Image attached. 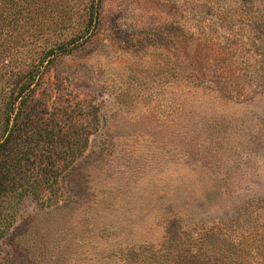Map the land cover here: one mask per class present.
Listing matches in <instances>:
<instances>
[{"label": "rangeland", "instance_id": "1", "mask_svg": "<svg viewBox=\"0 0 264 264\" xmlns=\"http://www.w3.org/2000/svg\"><path fill=\"white\" fill-rule=\"evenodd\" d=\"M4 1L35 37L19 61L74 48L19 120L27 175L49 182L0 203V264H126L179 241L264 264V0Z\"/></svg>", "mask_w": 264, "mask_h": 264}, {"label": "trees", "instance_id": "2", "mask_svg": "<svg viewBox=\"0 0 264 264\" xmlns=\"http://www.w3.org/2000/svg\"><path fill=\"white\" fill-rule=\"evenodd\" d=\"M99 1V0H98ZM9 7L3 0L0 8V60L2 66L0 68L7 69V81L0 84V116L2 134L0 137V203L7 199L13 200L18 204L24 197L26 192L38 193L40 185L46 181L48 177L40 178V176L32 177L27 175L26 169L33 172L35 164L31 161L29 152L18 153L19 147L25 143L23 137V123L19 121L23 112L26 110L27 102L32 97L36 82L39 78V68L47 62H51L59 55L68 54L74 48L73 39L63 44H50L46 49L43 44L41 53L33 58L27 56L22 62L19 61V55H22L27 38L15 33V27L18 12L13 16L8 14ZM6 10V15H4ZM90 18L88 24L91 25L95 13L90 10ZM15 26V27H14ZM12 30L9 31L7 28ZM4 33V34H3ZM3 34V35H2ZM2 37V38H1ZM48 42V39L46 40ZM7 43V45H6ZM10 57V66H6ZM18 60V61H17ZM5 76L0 69V80ZM25 123V122H24ZM50 136V135H49ZM31 166V167H28ZM52 176V174H51ZM39 185V186H38ZM0 209V242L9 233L16 217V212L11 208ZM230 246V245H229ZM1 251V243H0ZM210 247H203L200 242L194 243L179 241L174 248L164 249L163 246L154 247L145 245L137 251L131 253L132 261L126 264H235L231 261V254L224 253L223 250L215 251L209 254ZM223 254L224 256L218 255ZM206 258V259H205Z\"/></svg>", "mask_w": 264, "mask_h": 264}]
</instances>
